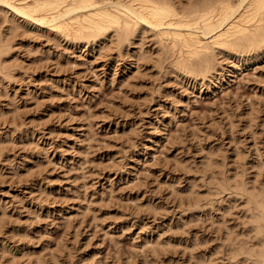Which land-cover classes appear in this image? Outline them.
<instances>
[{"label": "rangeland", "instance_id": "rangeland-1", "mask_svg": "<svg viewBox=\"0 0 264 264\" xmlns=\"http://www.w3.org/2000/svg\"><path fill=\"white\" fill-rule=\"evenodd\" d=\"M5 12L0 264H252L253 204L215 179L264 189V52L193 78L150 29L73 44Z\"/></svg>", "mask_w": 264, "mask_h": 264}, {"label": "bare ground", "instance_id": "bare-ground-1", "mask_svg": "<svg viewBox=\"0 0 264 264\" xmlns=\"http://www.w3.org/2000/svg\"><path fill=\"white\" fill-rule=\"evenodd\" d=\"M8 8L29 24L44 25L73 44L105 42L111 37L121 48L141 29H150L161 36L163 61L193 78L211 76L219 54L254 51L258 56L264 52V4L260 0H0V72L6 68V56L12 49L11 34L5 33L7 17H2ZM18 25H10L9 30L22 26ZM215 181L217 189L235 191L253 204L249 227L256 233L255 245L251 243L255 247L233 248L232 255L245 254L246 262L264 264V189H250L236 179Z\"/></svg>", "mask_w": 264, "mask_h": 264}, {"label": "snow or ice", "instance_id": "snow-or-ice-1", "mask_svg": "<svg viewBox=\"0 0 264 264\" xmlns=\"http://www.w3.org/2000/svg\"><path fill=\"white\" fill-rule=\"evenodd\" d=\"M260 3H261V4H264V0H260Z\"/></svg>", "mask_w": 264, "mask_h": 264}]
</instances>
